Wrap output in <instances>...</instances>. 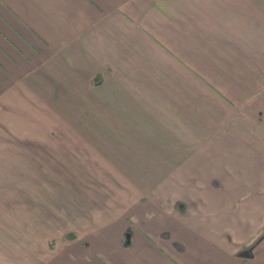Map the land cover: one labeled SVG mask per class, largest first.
Here are the masks:
<instances>
[{"label": "crops", "instance_id": "1", "mask_svg": "<svg viewBox=\"0 0 264 264\" xmlns=\"http://www.w3.org/2000/svg\"><path fill=\"white\" fill-rule=\"evenodd\" d=\"M0 264H264V0H0Z\"/></svg>", "mask_w": 264, "mask_h": 264}]
</instances>
